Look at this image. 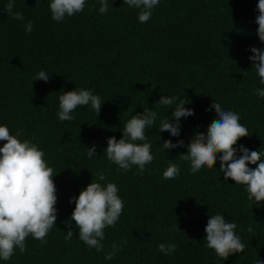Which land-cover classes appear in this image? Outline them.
<instances>
[{"label": "trees", "instance_id": "obj_1", "mask_svg": "<svg viewBox=\"0 0 264 264\" xmlns=\"http://www.w3.org/2000/svg\"><path fill=\"white\" fill-rule=\"evenodd\" d=\"M9 0H0V126L10 134L23 130L44 152L53 168L57 220L44 241L26 237V251L15 248L10 260L0 264H257L264 260V202L248 199L246 185L224 180L220 153L212 168L190 172V162L180 159L186 147L161 149L164 140L190 142L197 129L206 132L216 118L213 102L240 116L249 136L240 145L264 152V89L252 67L249 49L264 48L256 34L258 0H159L149 21L139 22V9L124 0H108L106 13L100 0H85L82 12L57 22L51 0H14L18 21L4 11ZM31 20V32L25 24ZM45 71L48 82L34 80ZM90 89L99 95V115L90 105L77 106L75 119L60 121L59 96ZM177 96L194 115L181 118V134L160 133L162 119L171 120V107L155 104L161 96ZM105 102V103H104ZM179 100L177 101V103ZM104 103V104H103ZM144 108L157 112L153 129H146L154 159L120 170L104 150L107 139L123 137V127ZM6 141H0V147ZM136 143H143L136 141ZM96 145L97 156L87 151ZM241 155V153H237ZM264 159V156H262ZM180 166L179 175L165 180L169 161ZM258 165L249 164L250 168ZM103 172L115 183L124 202L113 226L104 229L101 251L79 239L71 219L75 201L88 184ZM222 214L237 224L245 250L226 260L206 245L209 215ZM68 222L73 237L65 239ZM179 231H174L173 227ZM251 226L253 232H248ZM175 244L165 255L159 245ZM119 247L112 259L105 256Z\"/></svg>", "mask_w": 264, "mask_h": 264}, {"label": "clouds", "instance_id": "obj_2", "mask_svg": "<svg viewBox=\"0 0 264 264\" xmlns=\"http://www.w3.org/2000/svg\"><path fill=\"white\" fill-rule=\"evenodd\" d=\"M124 3L129 8L139 9V22L145 23L150 20L152 10L159 0H124ZM100 5L99 12L106 13L109 9L108 0H100ZM14 7V0H9L4 11L15 20H24L22 13L13 12ZM49 7L52 19L60 22L66 15L71 17L82 12L85 0H51ZM257 9L259 15L255 20L258 25L256 34L259 40L264 42V0H258ZM32 28L33 22L29 20L25 24V31L31 32ZM249 51L252 53L249 56L251 68L255 69L260 77V84L264 85V48L253 46ZM49 79L50 76L42 70L34 80L48 82ZM255 94L264 97V89L257 88ZM155 104L168 107L175 104V110L171 113L172 119H162L157 129L160 133L167 131L171 136L179 137L181 118L194 115V110L186 108L187 102L175 95L161 96ZM86 105H90L99 115L102 107L101 97L93 94L90 89L64 92L59 96V120H74L73 111L77 106ZM210 109L215 110L216 118L207 126L206 132L197 129L187 145L183 139L177 140L176 143L164 140L161 149L186 147L187 151L180 153V159L190 162L192 174L199 172L204 166L212 168L216 164L217 153H220V171L224 180L231 179L235 184L246 185L249 200L264 202V152L252 151L243 145L234 147L240 138L249 136L248 129L240 123L239 114L224 110L218 102H213L206 111ZM156 118L157 112L149 108H144L142 114L133 115L124 125L121 139L117 140L115 136L107 139V147L104 150L107 158L118 165L120 170L128 171L132 166H138L141 172L144 171L145 165L154 159L146 129H153ZM22 134V129L12 135L8 126H0V141H6L0 147V259L5 261L11 259L17 247L21 253L26 251L25 240L29 235L43 242L57 220V195L53 181L57 174L54 175L53 168L47 165L45 154L37 144L29 139H19ZM87 149L89 159L98 155L95 144ZM238 152L241 155H237ZM249 164L258 166L253 169ZM179 172L180 166L170 160L163 172V178L174 179ZM106 179L103 172L98 173L96 181L92 180L86 189L79 193L78 198L72 197L69 201H75L71 219L79 228V239L98 252L104 247V229L115 225L124 207V202L118 195L117 185L109 182L104 186L100 183ZM67 224L69 230L65 239L69 240L73 237V229L70 222ZM237 227L235 222H227L222 214L209 215L204 239L207 247L225 260L233 253L244 252L245 245L236 234ZM173 230L180 229L174 226ZM247 231L253 232L252 227L249 226ZM112 247L113 251L105 256L106 260L112 259L115 252L120 250L115 244ZM176 248L175 244L159 245V250L165 255L175 252ZM257 264H264V260L258 259Z\"/></svg>", "mask_w": 264, "mask_h": 264}]
</instances>
